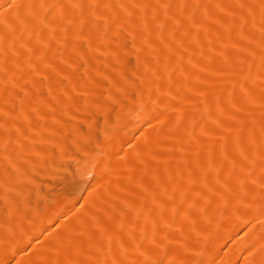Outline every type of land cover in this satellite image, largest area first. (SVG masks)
Wrapping results in <instances>:
<instances>
[{
	"label": "bare ground",
	"instance_id": "1",
	"mask_svg": "<svg viewBox=\"0 0 264 264\" xmlns=\"http://www.w3.org/2000/svg\"><path fill=\"white\" fill-rule=\"evenodd\" d=\"M0 264H264V0H0Z\"/></svg>",
	"mask_w": 264,
	"mask_h": 264
},
{
	"label": "rangeland",
	"instance_id": "2",
	"mask_svg": "<svg viewBox=\"0 0 264 264\" xmlns=\"http://www.w3.org/2000/svg\"><path fill=\"white\" fill-rule=\"evenodd\" d=\"M71 169H72V167H71ZM49 182H50V181H48V183H49ZM70 183H71V184L73 183V185H74V182H73L72 180L70 181ZM62 185H63V184H61V186L59 185V186H58V189L56 188V190H61V188L64 186V185H63V186H62ZM59 188H60V189H59ZM63 188H64V187H63Z\"/></svg>",
	"mask_w": 264,
	"mask_h": 264
}]
</instances>
